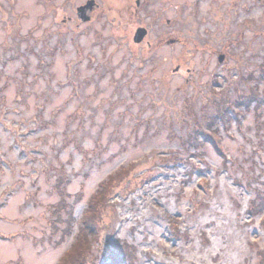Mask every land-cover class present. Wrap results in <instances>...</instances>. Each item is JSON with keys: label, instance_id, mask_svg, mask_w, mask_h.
I'll return each mask as SVG.
<instances>
[{"label": "rangeland", "instance_id": "obj_1", "mask_svg": "<svg viewBox=\"0 0 264 264\" xmlns=\"http://www.w3.org/2000/svg\"><path fill=\"white\" fill-rule=\"evenodd\" d=\"M197 1L148 4V45L0 0V264H99L109 239L126 264H262L264 0ZM252 93L209 124L216 100ZM196 115L225 156L183 144ZM111 179L83 254L80 219Z\"/></svg>", "mask_w": 264, "mask_h": 264}, {"label": "trees", "instance_id": "obj_2", "mask_svg": "<svg viewBox=\"0 0 264 264\" xmlns=\"http://www.w3.org/2000/svg\"><path fill=\"white\" fill-rule=\"evenodd\" d=\"M239 100H237L234 103H231L230 100L221 98L219 100H216L214 102L215 105V111L210 116H207L205 114V117H209V124H213L217 121H223L226 119V114L229 115V109H235L237 106L242 105H250L253 101H256V95L252 93L251 95L245 97H239ZM190 121V119H187ZM231 120V119H230ZM193 122L195 123V126L197 123H200L201 121H198V116L193 117ZM200 127H196V129H193L190 131L187 135L182 136L183 144L188 147L189 145H192L195 143V146L200 147L202 145H206L209 141L212 142L213 145H215L216 150L219 152L220 155L225 156V151H223V147L221 145V139L222 135H218L216 132L217 130H210V133H208L202 124H197ZM183 127V126H182ZM181 127V128H182ZM205 147H201L203 149ZM113 175V174H112ZM110 175L109 179L112 177ZM67 178V176H65ZM65 177L63 175H60L58 177V187H60L61 183L64 182ZM69 180H67L66 183H68ZM116 186L115 182H112V179L107 181V183H102L100 187L98 188L93 196L89 200V205L86 207V209L83 212V216L80 219V227L78 228V233H80V236L78 237V240L76 243H74L73 248L76 250H81L83 254H86L87 251L90 250L91 246L93 245L94 241H92V238L95 237L91 235L92 232L96 231V224L93 222L94 218L97 215V212L100 211L101 205L104 204L103 200L106 197V194L110 192L111 188ZM61 188V187H60ZM264 199V197H261ZM258 200L255 199L252 202V207H258L260 210L264 209V206L261 202L257 203ZM66 213V211H65ZM66 214H69L71 217H73L72 209L67 211ZM59 217H63V211L60 212ZM71 222V218H70ZM91 235V236H90ZM102 261L99 262V264H126V260L130 259L129 257V251L126 246L122 245L118 240H111L109 239L107 246L105 247V250L101 253ZM262 264H264V255L262 256ZM79 260V259H78ZM76 262V261H75ZM75 262H72L70 264H74ZM59 264H66L65 259L61 260ZM78 264V263H76Z\"/></svg>", "mask_w": 264, "mask_h": 264}, {"label": "flooded vegetation", "instance_id": "obj_3", "mask_svg": "<svg viewBox=\"0 0 264 264\" xmlns=\"http://www.w3.org/2000/svg\"><path fill=\"white\" fill-rule=\"evenodd\" d=\"M8 1L10 4H14V0ZM39 2L41 4H55L53 6L55 20L61 22L62 26L65 25V29L67 28L66 25H68L71 21H74L75 24L79 26L81 23L91 24L92 22L105 17L114 24L130 26L131 31L129 36L136 44L144 43L149 45V41L147 39L149 36V27L147 26V9L148 4H156L157 0H39ZM194 2L192 4L193 6H195ZM199 2L200 0L197 1L196 6L200 4ZM59 4H64V7L70 4L71 14H68L64 10L63 6ZM248 7L249 6L246 8ZM140 26H145L148 33L142 41L137 42L134 40V36L137 28ZM172 39L174 40V38ZM241 39L242 36L239 40ZM230 41L233 42L234 40ZM145 46L146 45H144V47ZM209 46L210 45H208V47ZM202 49L206 50L207 48ZM208 49L219 51L216 47H209ZM218 54V58L223 56L222 60L225 59V52H218Z\"/></svg>", "mask_w": 264, "mask_h": 264}, {"label": "water", "instance_id": "obj_4", "mask_svg": "<svg viewBox=\"0 0 264 264\" xmlns=\"http://www.w3.org/2000/svg\"><path fill=\"white\" fill-rule=\"evenodd\" d=\"M147 33H148V30L145 26L138 27L136 30L135 36H134V40L137 42L142 41L144 39V37L147 35ZM222 57L223 56L219 57V61H223ZM176 69H178V67Z\"/></svg>", "mask_w": 264, "mask_h": 264}]
</instances>
